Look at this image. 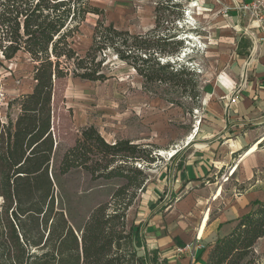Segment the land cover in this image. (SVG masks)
<instances>
[{"label": "trees", "instance_id": "trees-1", "mask_svg": "<svg viewBox=\"0 0 264 264\" xmlns=\"http://www.w3.org/2000/svg\"><path fill=\"white\" fill-rule=\"evenodd\" d=\"M173 8L179 5L172 0L160 2L155 28L132 34L108 24L91 0H0V53L6 61L28 55L36 83L20 100L16 119L9 114L4 121L0 112V264H167L157 250L148 251L141 225H127V213L148 180L136 165L154 164L152 149L130 140L108 143L94 126L83 130L64 154L59 174L82 169L92 179L121 178L125 183L81 227L59 208L50 170L56 149L55 83L68 77L106 82L109 53L131 66L146 86L175 89L199 107L198 73L191 60L180 61L185 39L159 32L168 23L164 14ZM92 14L99 19L92 44L81 55L73 39ZM1 87L0 81V102ZM254 206L230 235L216 242L207 264H264L255 251L264 239V203Z\"/></svg>", "mask_w": 264, "mask_h": 264}, {"label": "rangeland", "instance_id": "rangeland-1", "mask_svg": "<svg viewBox=\"0 0 264 264\" xmlns=\"http://www.w3.org/2000/svg\"><path fill=\"white\" fill-rule=\"evenodd\" d=\"M91 1L95 7L104 11L108 24L113 23L116 28L128 30L132 34H145L155 28V9L164 0ZM172 1L179 8L170 11L174 15L170 12L164 14L163 19H167L168 23L163 22L159 32L185 39L186 49L182 51L185 55L182 54L180 61L191 60L192 69L199 76V91L202 96L206 84L230 63L234 52L238 46L240 49L243 42H236L238 36L234 28L225 23L224 14L212 0ZM193 5L197 7L190 14ZM179 16L182 19L177 21ZM98 19L97 15H88L73 39V48L79 54L84 55L90 48ZM192 37L194 40L190 39ZM243 48L245 51L247 46L244 45ZM104 66V72L109 77L104 83H90L68 77L57 81L54 87L52 131L56 149L50 175L56 181L59 208L63 209L75 227H81L92 210L108 202L113 193L125 183L121 178L92 179L82 169L72 170L66 175L59 174L64 154L74 147L84 129L94 126L111 144L118 140H130L135 145L152 149L153 155L157 156L156 162L141 165L142 168L136 165L148 175L145 185L149 186L158 184V181L151 180L158 178L162 172L168 174L173 165L178 166L186 158L184 152L191 142L186 141L185 147L181 142L185 134L194 132L200 120V111L195 112L198 104L188 96H182L168 87L146 86L131 66L121 62L113 54L107 55ZM34 67L35 64L28 55L20 53L13 60L6 61L0 53V112L4 121L9 114L12 119H16L20 111V100L32 93L36 84ZM260 128V135L264 136V126ZM261 150L263 156L258 159L256 173L259 177H264V143ZM171 151L176 153L172 157L162 155V152ZM221 172L220 182L232 188L236 184L235 180L232 181L234 169L228 175H225L224 170ZM225 178L228 181H223ZM250 188L243 184L237 190L245 192ZM143 189L139 191L134 205L127 213L128 227L145 219L143 215L149 213L147 208L151 200L142 193ZM171 197L172 207L183 199L178 194H171ZM167 202L168 200L161 202L162 204L158 202L157 208L161 209ZM207 218L208 216L206 220ZM257 255L264 263V241L258 245Z\"/></svg>", "mask_w": 264, "mask_h": 264}, {"label": "crops", "instance_id": "crops-1", "mask_svg": "<svg viewBox=\"0 0 264 264\" xmlns=\"http://www.w3.org/2000/svg\"><path fill=\"white\" fill-rule=\"evenodd\" d=\"M212 1L220 7L225 23L234 28L236 42L243 44L206 84L196 109L201 123L181 142L184 147L186 141L191 142L184 152L186 158L168 174L162 172L151 180L158 184L144 186L142 193L151 200L149 213L134 224L143 227L148 251L157 250L167 264H207L216 242L256 209L254 203H264V177L256 173L263 143L246 155L264 137L260 135L264 126V30L251 26L235 10L251 0ZM228 169L229 173L234 169L232 188L220 182L221 171L228 175ZM243 184L251 188L238 192ZM171 194L183 197L174 207ZM166 200L158 209V202ZM198 236L200 242H196ZM263 241L256 244V253Z\"/></svg>", "mask_w": 264, "mask_h": 264}, {"label": "built area", "instance_id": "built-area-1", "mask_svg": "<svg viewBox=\"0 0 264 264\" xmlns=\"http://www.w3.org/2000/svg\"><path fill=\"white\" fill-rule=\"evenodd\" d=\"M241 17L246 18L251 26H256L264 30V0H251L248 4H242L235 8ZM185 54H183L184 56ZM195 112H199L196 110ZM201 121H198L197 124L200 125ZM196 130V129H195ZM139 168H142L140 164L137 165ZM223 181H228L225 178ZM196 242H200V236L197 237ZM192 246L187 247V250H190Z\"/></svg>", "mask_w": 264, "mask_h": 264}, {"label": "bare ground", "instance_id": "bare-ground-1", "mask_svg": "<svg viewBox=\"0 0 264 264\" xmlns=\"http://www.w3.org/2000/svg\"><path fill=\"white\" fill-rule=\"evenodd\" d=\"M197 7V5H193L192 7H191V13L190 14H193V9L194 8H196ZM194 18H191V20H193ZM194 22V21H193ZM191 40H194V38L192 37V38H190ZM262 143H264V137L257 143V144H255L251 149H250V151L246 154V155H249V154H252V153H254V152H256L257 150H258V148H259V146L262 144ZM176 153H175V151H171V152H168V153H165V152H162V155H170L171 157L172 156H174ZM236 169V168H235ZM220 195V194H219Z\"/></svg>", "mask_w": 264, "mask_h": 264}]
</instances>
